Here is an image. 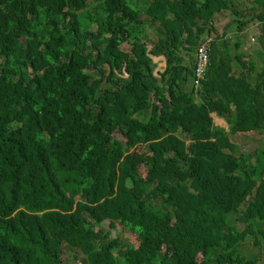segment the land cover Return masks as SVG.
Segmentation results:
<instances>
[{"label": "trees", "instance_id": "16d2710c", "mask_svg": "<svg viewBox=\"0 0 264 264\" xmlns=\"http://www.w3.org/2000/svg\"><path fill=\"white\" fill-rule=\"evenodd\" d=\"M222 11L245 24L231 0H0V264H264V149L231 137L264 134V69L234 72Z\"/></svg>", "mask_w": 264, "mask_h": 264}, {"label": "crops", "instance_id": "0c3cea01", "mask_svg": "<svg viewBox=\"0 0 264 264\" xmlns=\"http://www.w3.org/2000/svg\"><path fill=\"white\" fill-rule=\"evenodd\" d=\"M235 4V8L241 13L242 21H244V25L240 28L236 27L234 29H230V23L233 21V16L231 12L229 11H222L215 14L214 20H213V26H215L216 30H221L222 32H219L220 36H222L223 33H225V37H221L219 39L227 40L228 42V51L232 56L240 55L241 61L235 63L234 72L238 75L244 74L245 76L251 77V79L254 80L256 74H258L262 69H264V34L260 36V22L255 20V18L252 17V14H254L252 11L255 10V7L249 3L252 2V0H231ZM256 11V10H255ZM259 11V10H257ZM229 12L231 14V20L232 21H226L227 23L221 26H218L219 24H222V16ZM154 27V36L157 35L159 30L158 24H152ZM253 26V27H251ZM256 26V28H255ZM236 29V30H235ZM227 30V31H226ZM246 30V31H245ZM246 32V33H245ZM209 33V32H206ZM257 34V37H256ZM211 35L216 36V33H212ZM245 35V37H244ZM204 36H210L209 34H206ZM203 36V37H204ZM263 40V42H262ZM185 62L184 64L188 67H190L191 63L194 59V53H186L184 54ZM189 56H191L189 58ZM164 57H157L154 59V63L156 64L157 69L164 67L166 64L164 62ZM236 64H238L236 66ZM240 64V65H239ZM214 114L215 117L212 115ZM211 116L214 119V122L216 125L222 127V121L224 119L217 117L215 113H211ZM217 120H220L218 122ZM224 122V121H223ZM224 124V123H223ZM224 128V127H223Z\"/></svg>", "mask_w": 264, "mask_h": 264}, {"label": "rangeland", "instance_id": "374dc122", "mask_svg": "<svg viewBox=\"0 0 264 264\" xmlns=\"http://www.w3.org/2000/svg\"><path fill=\"white\" fill-rule=\"evenodd\" d=\"M128 1H129V4L132 7L135 8V7H141L143 5V3H144L145 0H128ZM249 3H251V2H249ZM222 20H223L222 21L223 23L222 24H219L218 26H221V25L224 26V24H226L228 21L229 22L232 21L231 20V14L229 12H227L226 14H224V16H222ZM230 24H231L230 25V29H234V28H236L238 26L233 21ZM251 27H253V26H251ZM142 28H143L144 32H146V33L143 32L144 34L138 35L139 38H144V37H146V35L148 37H151V38H152V36H154V34H155L154 31L155 30H154V27L152 25H150L149 23H147ZM255 28H256V26H255ZM219 32H222V31L219 30L218 33ZM244 37H245V35H244ZM256 37H257V34H256ZM122 47H123V49H126V50H128V48H129V46L127 44H123ZM190 57L191 56H189V58ZM212 116L215 117L214 114ZM214 119L216 120V118H213V120ZM217 121L220 122V120H217ZM223 121L221 123L222 124V127H224L227 130V126L228 125H227V123L225 121L224 122ZM216 124H218V123H216ZM231 137H232V139L235 142H238L240 144V147L239 148H240L241 151H251L252 152L253 151V148H255V147H261V148L264 149V134H257L253 138H251V139L241 137L240 135H233ZM135 151L142 152L143 151V148L142 147L135 148ZM117 226H118V231L120 233V236L122 238H124V239L128 238V239H130V242L131 243H136V238L134 236H131L132 234L130 232H128L127 230H125L123 227L121 228L120 225H117Z\"/></svg>", "mask_w": 264, "mask_h": 264}, {"label": "built area", "instance_id": "2783aa9c", "mask_svg": "<svg viewBox=\"0 0 264 264\" xmlns=\"http://www.w3.org/2000/svg\"><path fill=\"white\" fill-rule=\"evenodd\" d=\"M210 36H205L198 45L194 55V80L193 86L197 88L200 80L204 77L205 70L209 62V44Z\"/></svg>", "mask_w": 264, "mask_h": 264}]
</instances>
